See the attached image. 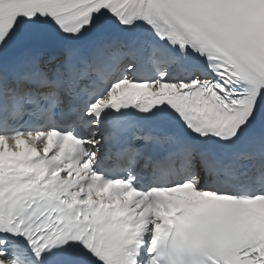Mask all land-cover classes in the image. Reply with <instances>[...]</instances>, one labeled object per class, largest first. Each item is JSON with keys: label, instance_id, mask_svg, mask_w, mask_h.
Returning a JSON list of instances; mask_svg holds the SVG:
<instances>
[{"label": "snow or ice", "instance_id": "1", "mask_svg": "<svg viewBox=\"0 0 264 264\" xmlns=\"http://www.w3.org/2000/svg\"><path fill=\"white\" fill-rule=\"evenodd\" d=\"M0 264H264V0H0Z\"/></svg>", "mask_w": 264, "mask_h": 264}]
</instances>
